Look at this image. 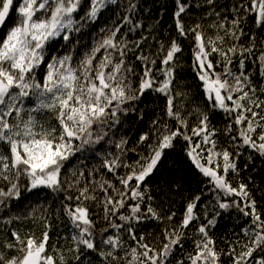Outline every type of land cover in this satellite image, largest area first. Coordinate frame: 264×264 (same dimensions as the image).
Wrapping results in <instances>:
<instances>
[{"label":"snow or ice","instance_id":"obj_1","mask_svg":"<svg viewBox=\"0 0 264 264\" xmlns=\"http://www.w3.org/2000/svg\"><path fill=\"white\" fill-rule=\"evenodd\" d=\"M172 4L169 34L161 39L155 35L160 20L143 34L145 23L136 19L144 11L140 0H0V30L15 14V23L0 39V212L8 216L7 224L22 218L8 215L21 187L50 190L49 207L62 196L56 217L63 215L66 221L61 222L70 225L72 234L63 239L72 242L66 251L74 254V264H93V254L96 264H173L178 249L182 255L175 264H222L223 256L231 264H264V212L243 180L233 185L240 175V157L247 153L249 163L254 157L264 160V0ZM105 11L121 22L102 27L106 34L77 56L72 34ZM137 32L139 39L130 37ZM58 39L64 41L60 47H66L65 54L52 50L49 55ZM185 45L191 49V71L206 108L189 110L190 86L178 79ZM145 92L163 98L166 119L152 122L154 138L149 133L139 138L146 151L126 163L127 141L112 139L118 113L134 111L131 102ZM217 110L225 116L223 128L212 126L210 115ZM193 116L196 123L190 126ZM181 141L187 158L207 178L214 200L211 218L207 205L200 208L205 198L201 192L188 198L176 223V213L165 214L147 185L166 152ZM105 144L114 145L118 154L104 155ZM86 147L101 157L88 175L106 170L114 181L103 175L88 180L85 170L72 163ZM120 168L127 171L121 175ZM233 209L249 219L242 229L246 242L226 240L225 251L217 248L210 230L217 217ZM47 211L34 208L28 214L40 213V237L11 230L0 239V264H70L65 250L51 244ZM146 221L165 224L155 243L148 241L150 234L138 232ZM98 222L106 224L99 233ZM189 239L193 250L185 252Z\"/></svg>","mask_w":264,"mask_h":264},{"label":"trees","instance_id":"obj_2","mask_svg":"<svg viewBox=\"0 0 264 264\" xmlns=\"http://www.w3.org/2000/svg\"><path fill=\"white\" fill-rule=\"evenodd\" d=\"M128 0H124L127 4ZM144 11L141 12L136 19H142L145 23V29L143 34H148V25H155L157 20H160V24L157 26L155 35H158L163 39L169 34V27L172 24V11L174 10V5L172 0H140ZM225 2V0H221ZM163 6V7H162ZM115 8V6H113ZM118 11V10H117ZM113 22L120 23L117 15L114 12L105 11L101 14L98 20L89 24L88 26L81 29L80 33H73L71 36V43L76 45L75 53L77 56H82L84 52L89 51L94 43L98 42L103 35L106 33H101L100 29L113 27ZM15 23V14H10V20L6 21V28H10ZM6 28L0 32V39L6 33ZM127 28L122 29V32H126ZM131 38L139 39V32L130 34ZM77 41L79 43L77 44ZM64 44L62 39L55 41L51 48L49 49V55H51L52 50H55L56 54L63 55L66 52V47H60ZM151 45V52H156V45L153 41H149ZM145 53L149 52V47L146 46L144 49ZM191 61L192 54L191 49L188 45H185V52L183 57V67L179 69V81L190 86V99L192 103L189 105V110L194 108L196 105H200L201 108H206L204 104V94L201 87H199V82L194 77L191 71ZM158 66L159 62H158ZM253 71L252 68L249 69ZM43 72L38 73V78H42ZM257 84L262 83L259 78L256 79ZM134 111H129L126 115L119 114L120 123L116 125L114 129L116 135L112 137L113 140L119 141L123 138L127 141L125 148L128 150L124 156L126 163H132L138 159L137 153H142L146 151V145L139 141L141 135L149 133L150 139H153V133L155 132V126L153 121L158 118L163 120L166 119L163 115L164 100L158 94H152L151 92H145V94L138 101L131 102ZM210 120L212 126L217 128H223L225 124V116L222 111L212 112L210 115ZM190 126L196 123L195 117H190ZM54 123V121H53ZM111 135V134H110ZM221 145L227 147L223 142V137H220ZM76 144L79 141L75 142ZM100 146L97 145L96 148ZM135 149L136 151H131ZM96 149L86 147L82 153H77L72 159V163L77 167L85 170V177L88 180L93 178L99 179L101 175L105 176L107 179L115 180L114 176L108 174L106 170H100L94 173L92 176L88 175L89 170L94 167H99L101 162V157L95 155ZM104 155L111 152L113 154H118L119 150L114 147V145L105 144L103 149H101ZM111 159L112 157H108ZM78 161H83V163H77ZM247 164V168H245ZM237 166L240 169V175L233 180V185L235 186L238 181L243 180L252 192L253 197L257 201V208L259 211L264 212V160L259 157H254L251 163L247 160V153L240 157L237 161ZM127 171L124 168L118 169L119 174H123ZM205 178L198 169L194 167L191 161L187 158L183 150V142L176 144L175 149L168 150L165 157L162 159L160 164L154 173L147 178V185L154 196H156V203L162 208L163 212L166 214L169 211H174L176 213L175 221L179 223L180 217L183 214L184 206L188 201V198L195 195H200L201 192L205 193V198L200 203V208L203 209L205 205L208 206L209 218L212 215L211 204L214 203L213 197L207 192ZM2 186V185H0ZM179 186V187H177ZM21 196L18 199L11 201V211L8 215H20L22 218L20 220H14L11 224L5 223L8 216L4 212H0V239H5L6 233H10L11 230L20 231L21 235H27L35 233L37 237H40L43 231V222L39 219L40 213L37 212L34 217L29 216V212L34 208L48 209L46 218L50 220L52 224L51 244L61 247L65 250L66 257L69 258L70 264H74L71 260L73 253L67 252V248L72 246V242L64 237H70L72 232L70 230V225L62 223L61 221H66V217L61 215L59 219L56 217V208L59 206L62 196L56 197V205L49 207L53 197L50 195V190L48 189H37L31 192L25 190L21 187ZM163 193V195H161ZM73 196L76 195L75 191L71 192ZM7 211V210H6ZM200 222H206L204 220L203 212H200ZM35 220V223H34ZM249 219L242 216V214L236 212L234 209L222 213L221 216L216 218V224L210 230V235L215 239L216 246L218 249H223L227 251V241H234L237 238L241 241H245L242 233V229L246 227ZM166 223V222H165ZM106 224L103 222H98L96 231L99 233ZM165 227L164 223H159L156 221H146L141 223L138 227V232L148 235V241L150 243L157 242L161 230ZM192 241L191 239L185 241L184 251L191 252ZM182 253L177 250V255L173 259V264H175L176 259L181 258ZM93 264H96L95 255H92ZM222 264H231L230 259L227 256L222 257Z\"/></svg>","mask_w":264,"mask_h":264},{"label":"water","instance_id":"obj_3","mask_svg":"<svg viewBox=\"0 0 264 264\" xmlns=\"http://www.w3.org/2000/svg\"><path fill=\"white\" fill-rule=\"evenodd\" d=\"M2 30H0V32H1Z\"/></svg>","mask_w":264,"mask_h":264}]
</instances>
